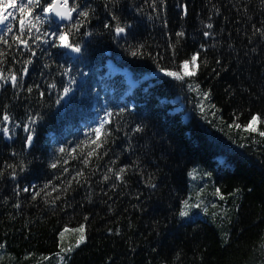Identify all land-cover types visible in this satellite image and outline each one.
Listing matches in <instances>:
<instances>
[{
  "label": "trees",
  "instance_id": "1",
  "mask_svg": "<svg viewBox=\"0 0 264 264\" xmlns=\"http://www.w3.org/2000/svg\"><path fill=\"white\" fill-rule=\"evenodd\" d=\"M90 3L95 13L86 28L93 36L85 40L86 49L78 60H68L62 50L35 39L29 40L36 52L32 57L12 39L18 34L17 21H11V33L0 27V36L10 45L0 44L5 53L0 57L4 75L19 74L26 59L34 61L28 75L20 78L22 87L9 83L0 88V117L5 111L11 117L7 125L11 139L0 131V170L6 163L30 162L26 171L17 170V181L0 180V244L4 245L0 264H57L59 232L65 226H79L84 216L89 217L87 242L72 253L69 264H264V141L242 140L241 135L247 134L227 126L233 113H243L241 123L253 113L264 117V37L256 31L264 28L260 0H166V10L156 0L158 11H153V0H120L108 8L105 0ZM182 5L187 6L186 16ZM110 12L122 23H133L127 43L120 38L117 44L114 34L104 28L105 23H116ZM209 22L212 29L205 28ZM180 31L183 37L175 35ZM205 31L211 33L209 38L203 36ZM170 43L176 49L175 62ZM140 44L143 57L134 58L125 50ZM202 45L208 51L201 58L206 56L209 66L202 67L191 82L211 90V103L220 109L215 118L208 102L202 115L197 107L200 97L187 85L165 77L155 62L175 70ZM217 58L223 65L218 75L212 72L218 67ZM110 60L128 69L135 84L121 75L106 76ZM66 68H71L77 82L70 102L66 97L57 105V93L62 94L69 79L61 74ZM51 83L57 88H50ZM177 98L183 106L179 111ZM121 108L127 111L121 113ZM100 109L112 113L111 123L105 126L111 135L99 150V159L93 156L85 167L84 157L73 160L58 150L76 148L74 155L86 153ZM37 115L43 119L35 125L34 147L28 148L23 126ZM137 125L144 131L135 132ZM4 126L0 119V129ZM53 161L58 164L55 170L49 167ZM120 167L128 169L126 184L109 172ZM194 168L211 175L204 188L195 189L197 197L201 194L208 201L215 188L225 196L213 202L226 211L212 218L211 225L200 219L186 222L177 215L181 201L190 196L188 172ZM77 170L85 173L87 182L77 177L83 186L73 181L72 189L56 205L46 204L49 198L43 193L31 198L45 184L66 187L65 181ZM105 175L112 178L104 181ZM149 175L157 184L155 189L145 186ZM17 185L30 192L17 195ZM237 188L242 191L231 195ZM57 194L53 191L52 198ZM15 203L21 207L15 208Z\"/></svg>",
  "mask_w": 264,
  "mask_h": 264
},
{
  "label": "snow or ice",
  "instance_id": "2",
  "mask_svg": "<svg viewBox=\"0 0 264 264\" xmlns=\"http://www.w3.org/2000/svg\"><path fill=\"white\" fill-rule=\"evenodd\" d=\"M120 0H105V8H108L109 4L113 7H116L119 4ZM262 5L261 10L264 11V0H260ZM160 8L166 10L167 4L166 0H159ZM153 11H158L156 6V0H153ZM183 14L187 15V6L182 5ZM95 13V8L91 6L90 0H0V27L6 29L7 33H11L13 31V25L11 21H17L18 23V34L12 37L13 41L18 45L22 46L26 49L30 56H36L35 50L30 46L29 40L35 39L38 40L41 44L46 45L50 48L62 50L67 53L68 60H78L83 56L84 51L86 49L85 40L91 38L93 33L88 31L86 26L91 22V19ZM18 14V15H17ZM111 20L116 23L113 25L112 23H105L104 28L109 29L113 35V38L117 44L120 42V38H124L125 43H127V37L130 35V30L134 27L131 22H121L120 17L115 14V12H110ZM151 19V17H149ZM167 26L165 22V27ZM205 28L212 29L213 24L209 22L205 25ZM84 29V31H82ZM261 37H264V28L256 30ZM35 32L37 35L33 37L32 33ZM177 37H183L185 33L183 31L177 32L175 34ZM205 38H209L211 33L209 31H205L203 33ZM0 44H4L6 46L8 41L4 38V36H0ZM168 47L172 50V61H176V49L175 46L171 43ZM214 47V45L212 46ZM144 45H129L125 50L134 58L143 57L145 55ZM208 51L203 45L201 46V51L194 52L190 58H185L179 63L176 64L175 70H171L162 66L159 63V60H155L157 63V68L160 73H163L165 77H169L172 80L180 83L181 85H187V89L190 92H195L199 97V101L197 103V107L200 109L201 114L203 115L205 111V103L208 102V106L212 111V115L215 118V111H220L214 103H211L210 97L212 95L211 90H204L201 88L199 83L193 84L191 81L193 78L197 77L200 69L207 68L209 66V62L206 58L202 57V53H206ZM74 54V55H73ZM48 55H53L52 52H48ZM151 55V54H149ZM5 53L0 50V57H4ZM160 59H163L159 53H157ZM155 59V58H154ZM3 63V60L0 59V64ZM34 61L29 58L24 61L22 72L17 73H9L8 76L4 75V70L0 69V88L4 85H8L9 83L13 88L22 87L20 83V78L22 76L28 75L29 67L32 65ZM216 65L218 67L213 68L212 72L217 74L219 73V68L223 67L220 59H216ZM47 68L48 65L45 64ZM224 71H227V68H224ZM62 75L69 76L67 84L62 86V94L60 92L57 93V99L55 103L59 105L62 100H65L66 97L69 98L70 102V94L73 92V86L76 84V78L71 76V68H66ZM84 76H87V73H82ZM39 87V86H37ZM49 87L52 89H56V83L49 84ZM29 93L33 91L31 87L27 89ZM41 96L44 93H40ZM127 111L125 108H121L120 112L123 113ZM112 113L105 111V115L102 119L99 120V123L91 129V135L85 133L86 136H89L88 141L86 142V147L88 151L86 153L80 152L78 155H74L77 153V149L73 148L71 150L61 147L59 148V152L61 154H68L72 157L73 160L78 159V157H84L81 160V163L87 167L90 163V160L93 156L99 159L101 153L100 149L103 148L104 144L107 142V137L111 135V132L105 127L107 124L111 123L110 117ZM243 113L241 112L239 115L233 113L232 122L227 126L229 129H235L238 134H247L241 135V139H251L253 143H256V139L254 137H259L260 140L264 141V129L260 127V125H264V117L260 113L250 114V118L247 122L241 123V117ZM3 120L5 126L0 129L3 132L4 136L7 139H11L9 135L10 129L7 127L8 124L11 123L10 115L5 111L0 117ZM43 119L42 115H37L34 118L29 117V122L25 124L24 132L27 133L25 145L28 148L34 147V142L36 139V128L35 125H38L40 121ZM20 127V125H16ZM144 131L142 125H137L135 128V132L139 133ZM231 138V137H230ZM243 147V145H238ZM12 156H16L17 153H11ZM103 155H107V152H104ZM63 159V156H61ZM67 163V161H65ZM30 162H26L21 160L17 163H6L3 170H0V180L5 178L15 182L19 178V172H24L29 167ZM51 169H57V162L53 161L49 164ZM10 170V171H9ZM128 169L127 167H120L118 170L109 169V172L112 173L116 181H119L122 184H126V173ZM198 171L197 169H193L191 172H188V176L195 179L193 173ZM64 172L67 175H70L69 169L65 168ZM143 177V172L139 173ZM77 177H84L85 182H87V178L85 177V173L83 171L77 170L76 175L72 176L71 179L65 181L66 187L56 188L53 184H45L43 187L39 189V191H34L31 194V198L36 200L37 197H41L43 193L44 196L49 199H45V203H51L52 205H56L57 201L64 199L65 194L69 189H72V182L82 187L83 185L80 183V180ZM112 177L109 175H105L103 177L104 181H108ZM208 178H211V175L208 174ZM57 179H61L60 176H57ZM145 186L151 189H155L157 184L153 182V177L151 175L148 176ZM33 189L36 187L35 185L31 186ZM51 189V191H49ZM74 190V189H73ZM16 194L19 195L20 192L29 193L30 188L23 187L22 189L17 185L14 188ZM55 191L58 194L52 198V192ZM242 190L237 188L234 193L231 195L235 196L240 193ZM251 191V189H249ZM214 195L218 197L221 201L225 200V196L221 193L220 188L214 189ZM139 199L140 197H136ZM14 207L19 209L21 205L19 203H15ZM216 205L213 204V208ZM200 210L206 213V208L201 207L200 199H194L193 197H189L181 201L178 217L180 220L189 219L192 216L193 211ZM89 220V217H83V223H81L77 227H68L65 226L62 231L59 232V251L55 254L57 257V264H69V261L72 259V253L79 249L83 244L87 242L86 236V224ZM230 222V221H229ZM66 233L76 234V239L74 244L69 246L64 245V239ZM115 235H120L119 231L114 233ZM223 240L225 244L228 243L226 238ZM4 245L0 244V248H3ZM44 259H48L45 257ZM177 259H179V255L177 254Z\"/></svg>",
  "mask_w": 264,
  "mask_h": 264
},
{
  "label": "rangeland",
  "instance_id": "3",
  "mask_svg": "<svg viewBox=\"0 0 264 264\" xmlns=\"http://www.w3.org/2000/svg\"><path fill=\"white\" fill-rule=\"evenodd\" d=\"M128 72V71H127ZM108 74H120V75H125V77L127 78V80L130 81L131 84L134 83V81L132 80V75L131 73H126L125 69H121L119 67H117L116 65H112V67L109 68ZM175 104H176V109L177 111L182 110L183 106L181 105L180 99L177 98L175 99ZM105 115V111L101 110L100 114L97 116L98 121L97 124L99 123V120L102 119ZM206 173L198 170L196 172L193 173V176L195 177V179H193L192 177H190V196L189 197H193L194 199H200V203H201V207L202 208H206V213L204 211H200V210H195L192 213L191 218L189 219H185L184 221L189 222V221H193L196 219H201L204 220L206 222H208L210 225L213 224L211 222V219L214 217H220V215L222 214V211H226L224 206L221 205H216L215 208H213V202L215 200V198H217L216 196L210 198L208 201L205 200V197H202L201 194L200 196H196L195 194V189L199 190L200 187L204 188L205 187V180L207 178ZM208 186V185H207ZM209 192H213L212 189H208ZM221 206V207H220ZM76 234L73 233H66L65 234V239L64 242H68L66 244V246H69L71 244H74L75 239H76Z\"/></svg>",
  "mask_w": 264,
  "mask_h": 264
},
{
  "label": "bare ground",
  "instance_id": "4",
  "mask_svg": "<svg viewBox=\"0 0 264 264\" xmlns=\"http://www.w3.org/2000/svg\"><path fill=\"white\" fill-rule=\"evenodd\" d=\"M126 73H128L127 71H126ZM192 171V170H191Z\"/></svg>",
  "mask_w": 264,
  "mask_h": 264
},
{
  "label": "water",
  "instance_id": "5",
  "mask_svg": "<svg viewBox=\"0 0 264 264\" xmlns=\"http://www.w3.org/2000/svg\"><path fill=\"white\" fill-rule=\"evenodd\" d=\"M74 55V54H73Z\"/></svg>",
  "mask_w": 264,
  "mask_h": 264
}]
</instances>
